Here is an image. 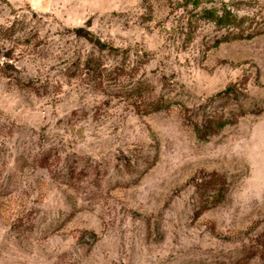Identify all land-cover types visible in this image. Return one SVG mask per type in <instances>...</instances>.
<instances>
[{"label": "rangeland", "instance_id": "1", "mask_svg": "<svg viewBox=\"0 0 264 264\" xmlns=\"http://www.w3.org/2000/svg\"><path fill=\"white\" fill-rule=\"evenodd\" d=\"M230 1L0 0V264H264V35L201 15ZM75 27L125 69L71 75Z\"/></svg>", "mask_w": 264, "mask_h": 264}, {"label": "trees", "instance_id": "2", "mask_svg": "<svg viewBox=\"0 0 264 264\" xmlns=\"http://www.w3.org/2000/svg\"><path fill=\"white\" fill-rule=\"evenodd\" d=\"M232 0L222 7L205 8L201 15H205L206 19L211 20L216 26L228 30L225 41L238 39H252L257 36L264 35V0ZM243 5H248L245 8ZM246 10H243L242 8ZM90 26V25H87ZM74 36L79 40L82 39L90 44V48L86 50L68 49L65 54L67 71L71 75H92L99 78V84H104L108 80L104 78L103 72H107L108 58H123L126 63L127 57L122 55V51L118 47L107 44L101 38L85 27H75L72 29ZM68 56V57H67ZM67 57V58H66ZM107 57V60H106ZM126 65H115L112 71H108V75L115 70H123ZM165 101H155L153 106L156 110L165 106Z\"/></svg>", "mask_w": 264, "mask_h": 264}]
</instances>
